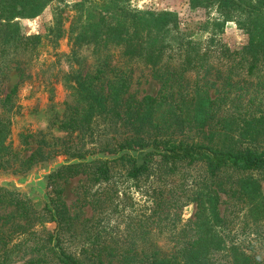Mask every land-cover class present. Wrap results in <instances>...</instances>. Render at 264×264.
<instances>
[{"label": "rangeland", "instance_id": "obj_1", "mask_svg": "<svg viewBox=\"0 0 264 264\" xmlns=\"http://www.w3.org/2000/svg\"><path fill=\"white\" fill-rule=\"evenodd\" d=\"M8 1L16 5L20 0ZM152 15H161L160 20H151ZM100 16L112 24L131 29L136 26L143 33L152 25L153 33L168 44L166 54L171 55L175 67H183L185 54L181 52V42L191 57H203L195 69H187L191 80L187 89L196 86L197 78L201 85L209 79V85L215 82L210 92L216 95L222 79L230 77L232 81L241 80L232 88V96L249 90L258 94L256 102L262 100L264 108V68L248 76L247 72L232 68L222 56L223 50L234 51L247 44L249 34L235 21L225 22L217 5L193 6L190 0H50L35 16L0 19V24L9 22L7 28L0 25V36H40L34 52L31 47L13 50V44L4 48L0 37V172L22 174L58 156L116 153L119 143L134 135L122 120L102 114L92 119L89 130H66L59 126L74 105L72 90L66 84L76 82L73 69L80 67L84 75L98 67L108 71L113 68L122 75H130L128 93L136 99L155 95L161 88L156 71L134 62L123 50L110 47L95 52L91 45L74 43L71 38ZM26 41L23 40V46ZM3 48L6 52L1 51ZM205 62L212 67L209 76L203 79L204 69L194 70L202 69ZM15 85L17 90L11 94ZM185 132L178 139L209 143L204 131L194 128ZM235 140L238 144L248 142L238 132ZM111 162L112 177L108 181L94 183L84 170L62 173L49 185L50 196L56 198L63 216L57 242L67 253L86 264L99 260L102 264H124L129 250L131 256L140 260L145 257L142 249L151 253L172 247L194 234L189 221L194 218L199 201L206 200L209 206L213 189L219 188V209L227 223L215 228L225 247L216 253L217 262L226 263L223 254L232 245L251 255L259 253L264 259V220L253 223L246 209L233 213L235 207L231 205L239 199L230 190L233 184L244 183L255 200L263 201L264 175L260 171L228 170L216 182L207 177L204 161H199L184 163L182 171L170 176L174 177L171 180L156 175L148 178L146 174L137 180L128 174L133 162L129 157ZM158 162H162L160 155L151 160L152 164ZM158 190L167 199L161 205L157 203L161 199ZM18 198L27 200L28 215L15 205L0 202V264L5 250L6 264H27L36 259L41 260L40 264H62L50 249L53 240L49 241V236L54 234L58 223L44 210L45 201L35 193L30 196L19 193ZM18 243L22 245L17 246ZM113 251L115 254L110 253ZM98 252L102 254L98 256Z\"/></svg>", "mask_w": 264, "mask_h": 264}, {"label": "trees", "instance_id": "obj_2", "mask_svg": "<svg viewBox=\"0 0 264 264\" xmlns=\"http://www.w3.org/2000/svg\"><path fill=\"white\" fill-rule=\"evenodd\" d=\"M49 1L20 0L15 5V2L10 3L8 0H2L0 19L9 16L15 18L20 15L35 16ZM190 2L193 6L217 5L221 15H224L225 22L227 20L235 21L249 34L248 43L240 49L222 51V56L231 63L232 68L247 72L248 76H252L264 68V0H190ZM160 16L152 15L151 20H160ZM151 20L149 22H152ZM0 25L4 29L8 27L9 22ZM150 27L151 29L147 33H143L136 26L131 29L130 26L112 24L105 16H100L97 20L81 28L76 36L71 38L77 46L91 45L95 52H101L110 47L123 50V54L129 55V58H133L134 62L152 67L161 81V88L155 95L146 94L141 99H136L128 93L130 75H122V72L115 71L113 68L108 71V69L98 67L96 71L93 70L94 72L87 70L84 75L80 67L73 69L72 77L76 79V82L74 84L66 82V84L72 90L74 105L72 110L60 120L59 126L66 130H89L90 122L97 114L122 120L125 126L133 130L134 135L119 143V150L125 147L136 149L152 145H156L162 150V152L149 153L145 162L140 166H138L136 158L131 155L120 158L129 157L130 160H133L128 174L137 180L144 174L148 178L156 175L157 178L171 180L174 177L170 178V176H176L179 171H182L184 163L191 165L199 161H204L207 177L216 182L217 180L221 181V173L228 170L242 173L257 170L264 175V108L262 100L256 102L258 94L251 93L246 89V92H243V87L241 90L243 93L232 96V88L240 84L241 80L232 81L230 77L222 79V86L216 95L210 92V88L215 82L209 85V79L204 82V85H201L200 79L197 78L196 86L187 89L191 81L187 69H195L198 63L203 62V57L196 59L191 57L190 52L187 49L184 50L181 42V52L185 54L183 63H181L183 67L173 66L175 64L170 60L171 55L166 54L168 44L158 34L153 33L152 25ZM0 37L3 40L4 48L13 44V50L19 49V47L27 49L31 47L34 52L36 43L40 41L38 35L26 38L17 34ZM24 39L27 41L23 46ZM4 48L1 50L2 52H6ZM193 61L195 64L191 65ZM201 65L202 69L194 71L204 69L205 73L202 78L206 79L212 65L207 67L206 62L204 67L203 64ZM16 90L17 85L12 88L11 94ZM191 92L194 93V96L189 97ZM247 94H250L248 100L243 101ZM258 112L261 113L258 114ZM194 128L204 131V137L208 139L209 143L201 144L178 139L179 134H184L185 130L190 131ZM237 132L240 137L244 135V139L248 142L236 143L235 134ZM156 155L161 156L162 162L152 164L151 160ZM72 156L84 157L85 155L74 154ZM111 163V161L99 159L91 163L64 166L51 176L49 185L52 186L55 177L62 173L73 174L72 172L80 173L84 170L88 171L94 183L108 181L112 177ZM166 176L169 177L166 179ZM169 181L164 182L168 184ZM238 184H233L230 188L232 195L239 199L231 205L235 207L233 213L246 209V214L252 215L253 223H260L259 221L264 220V200H255L247 184ZM219 190L221 189H213L214 193L209 198V206H207L206 200L199 201L194 218L189 221L190 229L194 234L187 240L178 242L167 249H155L151 253L142 249V254L145 257L140 260L131 256L132 251L129 250L128 259L123 263L221 264L216 260V253L225 247L222 245L223 239L218 236L215 228L224 227L227 222L225 215L221 216L219 209ZM158 191L161 199L157 203L161 205L167 202V199L163 198V191ZM18 195V192L0 188V202L5 201L15 205L28 215L27 200L18 198ZM51 199L57 217L46 203L44 210L48 212L52 221L58 223L55 230L58 241L63 216L56 198L51 196ZM53 239L54 234H51L49 241ZM18 245H22V243H18ZM59 245L60 241L50 247L59 262L62 264H86L81 258L67 253L64 248H60L58 251L56 247ZM171 249L173 252L169 254ZM228 249L227 253L223 254L226 257L225 264H264V259L259 253L248 254L236 245H232ZM110 253L115 254V251ZM101 254L102 252H98L97 255ZM162 254L165 255L162 256ZM6 261L7 251L5 250L1 264H6ZM40 263L41 260L36 259L27 264ZM95 264H102V262L99 260Z\"/></svg>", "mask_w": 264, "mask_h": 264}, {"label": "water", "instance_id": "obj_3", "mask_svg": "<svg viewBox=\"0 0 264 264\" xmlns=\"http://www.w3.org/2000/svg\"><path fill=\"white\" fill-rule=\"evenodd\" d=\"M162 152L156 145L147 146L143 148H129L125 147L116 153H109L100 151L88 154L84 157L74 156H58L52 161L43 162L34 165L29 171L16 174L12 171L0 172V188H6L9 191L23 193L25 195H32L33 193L42 197L50 209L56 215V209L53 206L52 199L49 193V183L51 176L58 172L62 167L81 163H91L93 161L102 159L111 161L119 159L125 155H131L136 158L138 166L142 165L149 153ZM57 231L54 233L53 245L57 243ZM60 251V247H56Z\"/></svg>", "mask_w": 264, "mask_h": 264}]
</instances>
